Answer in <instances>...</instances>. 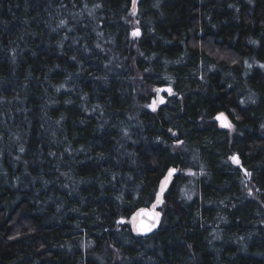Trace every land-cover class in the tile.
<instances>
[{
  "label": "trees",
  "instance_id": "1",
  "mask_svg": "<svg viewBox=\"0 0 264 264\" xmlns=\"http://www.w3.org/2000/svg\"><path fill=\"white\" fill-rule=\"evenodd\" d=\"M131 6L0 0V264H264V0Z\"/></svg>",
  "mask_w": 264,
  "mask_h": 264
},
{
  "label": "snow or ice",
  "instance_id": "2",
  "mask_svg": "<svg viewBox=\"0 0 264 264\" xmlns=\"http://www.w3.org/2000/svg\"><path fill=\"white\" fill-rule=\"evenodd\" d=\"M136 14V0H132V12L131 15H135ZM131 35L135 38L138 37L140 35V31L139 29H135ZM252 43H255V41H253ZM249 67H251V65H249ZM261 68H264V64L260 65ZM153 91H155L157 93V98L154 99L152 101L151 105H147L148 107H151L153 111L156 110V106L158 104H162L164 103V100L162 97L159 96L160 91H162L161 89H154ZM167 91L169 92V94H173L171 92V89H167ZM216 120L221 122V127H226L231 129L232 125L231 123L228 121L227 117L225 116L224 113H219L216 117ZM171 131V130H169ZM173 135H175V133H173ZM23 149H21L22 151ZM231 159L235 162V163H239L238 159L234 156L231 157ZM176 171V169H169L168 170V174L164 177V179L160 182V189L159 191L156 193V203L153 205V208H155L158 205H161L164 203L163 200V194L165 192L166 187L168 186V183L170 181V179L173 176V173ZM246 175H249L248 173H246ZM190 198V197H189ZM137 217H147L148 218V222H145L143 219L140 221L139 224L136 223ZM159 217H160V213L159 212H145L144 210H140V212L136 213L133 218H132V223H133V229L134 231L138 232V233H145V232H150L152 231L153 228H155L159 222ZM120 223H123V221H120Z\"/></svg>",
  "mask_w": 264,
  "mask_h": 264
},
{
  "label": "rangeland",
  "instance_id": "3",
  "mask_svg": "<svg viewBox=\"0 0 264 264\" xmlns=\"http://www.w3.org/2000/svg\"><path fill=\"white\" fill-rule=\"evenodd\" d=\"M136 5H137V0H136ZM131 12H132V6H131V9H130V13H129V18H130V23H131V26H132V32L135 30V29H137L138 27H137V25H136V20H135V16H136V14L135 15H131ZM170 87H163V88H153L147 95L150 97V99H149V101H148V104L147 105H151L152 104V101L154 100V99H156L157 98V93L155 92V91H153L154 89H161L162 91H160V93H159V96L160 97H162L163 98V100H164V102H165V100H166V97L167 96H170V95H172V94H169V92L167 91V89H169ZM171 89V88H170ZM171 92H172V90H171ZM163 104V103H162ZM162 104H158L157 106H156V110H157V108L160 106V105H162ZM146 105V107L148 108V109H150L151 111H153L152 110V108L151 107H148ZM155 110V111H156ZM219 122V121H218ZM219 124H221V122H219ZM153 208V207H152ZM155 210H156V208H154ZM157 211V210H156ZM158 212V211H157ZM137 213V212H136ZM135 213V214H136ZM134 214V215H135ZM133 215V216H134ZM133 216L131 217V219L129 220V223H130V226H131V228H132V230L134 231V229H133V223L131 222L132 221V218H133ZM136 222H137V220H136ZM134 232H136V231H134Z\"/></svg>",
  "mask_w": 264,
  "mask_h": 264
},
{
  "label": "water",
  "instance_id": "4",
  "mask_svg": "<svg viewBox=\"0 0 264 264\" xmlns=\"http://www.w3.org/2000/svg\"><path fill=\"white\" fill-rule=\"evenodd\" d=\"M217 121H218V120H217ZM219 122H220V121H219ZM141 210H144L145 212H157L154 208L141 209ZM138 212H140V210H139ZM138 212H137V213H138ZM142 219H143L145 222H148V218H147V217H137V222H136V223L139 224L140 221H141ZM122 221H123V220H122ZM123 222H124V221H123ZM159 223H160V217H159V222H158L157 226H156L155 228H153L152 231H150V232H145V233H138V232H136V233L139 234V235H148V234L154 232V231L158 228Z\"/></svg>",
  "mask_w": 264,
  "mask_h": 264
}]
</instances>
